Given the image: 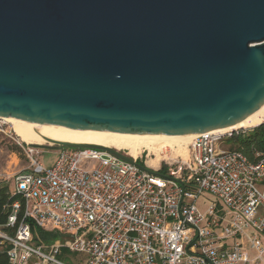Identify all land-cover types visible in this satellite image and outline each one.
<instances>
[{
    "label": "water",
    "instance_id": "obj_1",
    "mask_svg": "<svg viewBox=\"0 0 264 264\" xmlns=\"http://www.w3.org/2000/svg\"><path fill=\"white\" fill-rule=\"evenodd\" d=\"M263 106L264 0H0L1 119L181 136Z\"/></svg>",
    "mask_w": 264,
    "mask_h": 264
},
{
    "label": "built area",
    "instance_id": "obj_2",
    "mask_svg": "<svg viewBox=\"0 0 264 264\" xmlns=\"http://www.w3.org/2000/svg\"><path fill=\"white\" fill-rule=\"evenodd\" d=\"M6 122L0 118V133L7 134ZM250 130L195 134L189 159L167 160L164 171L124 150L114 148L138 165L109 149L70 146L58 147L46 168L43 150L20 144L28 165L0 168V187L9 184L16 197L5 205L0 247L9 244V264H66L56 257L62 248L84 255L86 264L262 263L264 151L253 162L223 143ZM202 194L215 196L221 207L202 212ZM28 220L64 240L36 244ZM251 231L262 243L251 239L256 255L248 258L237 238Z\"/></svg>",
    "mask_w": 264,
    "mask_h": 264
},
{
    "label": "bare ground",
    "instance_id": "obj_3",
    "mask_svg": "<svg viewBox=\"0 0 264 264\" xmlns=\"http://www.w3.org/2000/svg\"><path fill=\"white\" fill-rule=\"evenodd\" d=\"M5 121L13 123V129L16 135L20 137L26 144H50L48 139L58 141H70L73 143H89L98 144L104 147L116 148L118 150L126 149L128 153L137 158L143 151H149V153L156 152L166 147V145L179 144L182 140L188 141L193 139L195 135H143V134H129V133H116V132H104V131H88L77 130L70 128H62L58 126H47L42 124H33L26 120H19L15 118L7 117ZM264 123V106L251 116L238 122L229 128H253L259 124ZM227 128V127H226ZM179 146V145H178ZM181 147V146H180ZM155 148L156 151H152ZM152 151V152H150ZM160 154V153H159ZM152 155V154H151ZM159 155L157 158L159 160ZM161 159V158H160ZM156 160V159H155ZM151 161V160H150Z\"/></svg>",
    "mask_w": 264,
    "mask_h": 264
},
{
    "label": "rangeland",
    "instance_id": "obj_4",
    "mask_svg": "<svg viewBox=\"0 0 264 264\" xmlns=\"http://www.w3.org/2000/svg\"><path fill=\"white\" fill-rule=\"evenodd\" d=\"M13 126H14L13 123L7 121L4 125V129L5 131H7V134L0 133V168L2 169L9 168V171L15 172L18 170H22V168H25L28 165V160L26 156L24 155L23 149L21 151H16L11 148L12 145H18L20 148H21L20 144H24L26 146V143L22 139H20L18 135L15 134ZM238 129L248 130V129H253V128H238ZM190 141L191 140H188V141L182 140L179 144H174V146L166 145V147L158 151H156L154 148L152 151H156V152L150 151L152 153H149V151H145L146 153L144 154L141 153L136 159L140 160L143 164L148 165L149 168L151 169L152 167H154L155 169L162 168L163 165H166L167 160L176 161V162L178 160L181 161L182 159L188 160L190 157V152H189ZM226 142L227 144H224V146L226 148L231 149L232 145L228 143V140L225 139L223 143H226ZM32 145L36 146L35 149H39L40 151L43 150L40 156V161L44 163V166L46 168H50L54 164L53 162L55 161V158L57 156L56 150L58 149V147L55 145H52V143L50 144L36 143ZM123 150L128 156L132 157L128 153V150L126 149H123ZM14 153H16L17 157L14 155ZM157 155H159L158 156L159 160L157 158ZM212 204H217L219 207H221V204L218 202L216 197L213 196L212 194L211 195L202 194L197 200V205L202 212H206L210 208V206H212ZM251 239H254L255 241L257 240L260 243H262L258 235L254 234V232L252 231L249 233V237L241 236L237 238V241L243 244V249L248 258H252L256 255V251L251 249V245H252ZM232 241L233 239H230V242ZM83 258H84V255L69 253L68 255L66 254V256L62 258L61 260L66 264H86ZM263 258H264V255H263ZM48 264H51V263H48ZM259 264H264V262L259 263Z\"/></svg>",
    "mask_w": 264,
    "mask_h": 264
},
{
    "label": "trees",
    "instance_id": "obj_5",
    "mask_svg": "<svg viewBox=\"0 0 264 264\" xmlns=\"http://www.w3.org/2000/svg\"><path fill=\"white\" fill-rule=\"evenodd\" d=\"M228 143L232 145L231 149L240 150L242 151L251 161H258L260 157L256 156V152H263L264 151V123L254 126L249 132L239 133V135H234L233 137L228 139ZM13 150L21 151L22 149L18 145H12L11 147ZM140 161V160H139ZM141 162V161H140ZM142 163V162H141ZM143 164V163H142ZM166 168L163 165L162 170L164 171ZM10 193V185H4L0 187V223H6L8 217V210L5 208V205L8 202H12L16 199V197H11ZM31 222V230L32 235L34 236V241L36 244L44 243L45 245H51L56 240H64V236L60 235L58 232L53 231L49 232L37 226L33 221L28 220ZM11 233L14 230H10ZM1 241V238H0ZM9 244H3L0 247V264H9V257H8V249ZM61 251L57 254L59 260L64 258L66 254L73 253L70 249L62 248ZM76 254V253H74ZM62 261V260H61Z\"/></svg>",
    "mask_w": 264,
    "mask_h": 264
}]
</instances>
